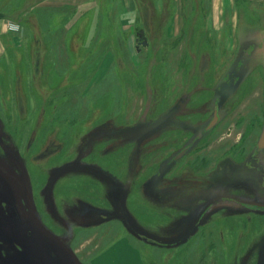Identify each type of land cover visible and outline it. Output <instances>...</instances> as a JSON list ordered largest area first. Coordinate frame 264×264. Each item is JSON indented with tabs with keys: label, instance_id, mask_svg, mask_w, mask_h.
<instances>
[{
	"label": "rangeland",
	"instance_id": "rangeland-1",
	"mask_svg": "<svg viewBox=\"0 0 264 264\" xmlns=\"http://www.w3.org/2000/svg\"><path fill=\"white\" fill-rule=\"evenodd\" d=\"M62 4L0 0V264H264V0L214 34L206 0Z\"/></svg>",
	"mask_w": 264,
	"mask_h": 264
},
{
	"label": "crops",
	"instance_id": "crops-1",
	"mask_svg": "<svg viewBox=\"0 0 264 264\" xmlns=\"http://www.w3.org/2000/svg\"><path fill=\"white\" fill-rule=\"evenodd\" d=\"M72 1H75V0H72ZM72 1L71 0H61V2L63 3L62 4V8L68 9L67 6L68 5H71V2ZM89 1L91 2V0H89ZM89 1H86V0L85 1L84 0L83 1L82 0H77V3L82 4V6H83V4L85 2H89ZM130 1L131 0H121V4L123 5L122 8L124 10V16L123 15L122 16H123V18L126 17L129 20L131 18H133V16L130 14V10H131L132 7H130V5L128 7V6H126V4L124 6L123 2H125V3L128 4V2L130 3ZM206 1L210 4V7L208 8L209 9V13L208 14L209 15L211 14V16H208V23H209L208 28H209L211 34H214L216 31H220V30H217L218 29L217 26L214 25V22L210 18L214 16V14L216 13V11H218V13H216V15H218V16H219V13L223 11L224 13L226 12V14L228 15V18L229 19H231L232 17H234V13H233V9H234L233 0H223V4H222L221 1L219 3H216L215 0H206ZM224 3H225V5H224ZM74 6H76V3L74 4ZM177 19H178L177 18V15H173L172 16V21H171L172 26L170 27V29H171L170 30L171 31L170 34L171 35L178 34L177 28L174 31H172V27H174V23L176 22ZM127 28H128V26L127 27H122L123 30H126ZM225 28H227V26Z\"/></svg>",
	"mask_w": 264,
	"mask_h": 264
},
{
	"label": "flooded vegetation",
	"instance_id": "flooded-vegetation-1",
	"mask_svg": "<svg viewBox=\"0 0 264 264\" xmlns=\"http://www.w3.org/2000/svg\"><path fill=\"white\" fill-rule=\"evenodd\" d=\"M255 4H257V2H255ZM255 4H253V5H255ZM214 114H216L215 112H214ZM216 116V115H215ZM188 146H190L189 145V143L183 148V150H181L178 154H176L175 155V157H177L179 154H181V153H183V155L186 153V148H188ZM182 155V156H183ZM175 157L174 158H172L173 159V161H174V159H175ZM11 200H9L8 198H7V202H10ZM234 201V200H233ZM228 202H229V205L231 204V206L232 205H237V206H242L240 203H236L235 201L234 202H231V201H229L228 200ZM14 205H16V204H13V203H11L9 206H10V208H11V210H12V212H13V214H14V216H15V218H16V220H17V224L20 226V228H23V229H27L28 228V222L24 219V217H23V213H22V211H21V209H20V211H21V214H22V217H23V220H24V224H20L19 223V221H18V219H17V216H16V214L14 213V210H13V206ZM228 206V204L226 203V201H225V199H222L221 201H219V202H210V204H207V206H205L203 209H199L198 211H197V213L194 215V219L196 218L199 222H197L196 223V226L194 227V228H192L191 229V227L190 228H188V231L186 232L187 234H188V232L189 233H191V232H195V230L197 229V227H198V224L199 223H201V221H203L208 215H209V213L211 212V211H213L214 209H220V208H222V207H225V206ZM124 219V218H123ZM127 225V224H126ZM129 226V225H128ZM191 229V230H190ZM127 230L128 231H131V229L129 228V227H127ZM190 230V231H189ZM186 235V234H185ZM26 236H29V232H27L26 233ZM138 237V236H137ZM180 237V236H179ZM186 237V236H185ZM143 239V238H142ZM179 239V238H178ZM143 240H145V239H143ZM169 247L170 246H172V245H168Z\"/></svg>",
	"mask_w": 264,
	"mask_h": 264
},
{
	"label": "water",
	"instance_id": "water-1",
	"mask_svg": "<svg viewBox=\"0 0 264 264\" xmlns=\"http://www.w3.org/2000/svg\"><path fill=\"white\" fill-rule=\"evenodd\" d=\"M215 121H216V116L214 114L213 122L210 124V126L215 124ZM256 149L258 151L264 150V124L262 126L261 132H260L259 137H258L257 142H256ZM182 155H183V153L179 154L177 157H175V159L181 157ZM13 210H14V213L16 214V216H17V219H18L19 223L20 224H24L25 222L23 220V217H22L20 209L16 205H14L13 206Z\"/></svg>",
	"mask_w": 264,
	"mask_h": 264
},
{
	"label": "bare ground",
	"instance_id": "bare-ground-1",
	"mask_svg": "<svg viewBox=\"0 0 264 264\" xmlns=\"http://www.w3.org/2000/svg\"><path fill=\"white\" fill-rule=\"evenodd\" d=\"M257 142V141H256Z\"/></svg>",
	"mask_w": 264,
	"mask_h": 264
}]
</instances>
